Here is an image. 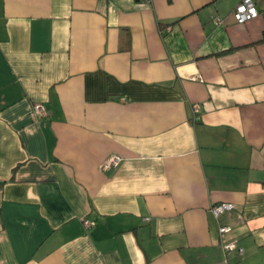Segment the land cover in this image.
<instances>
[{
    "label": "crops",
    "instance_id": "obj_1",
    "mask_svg": "<svg viewBox=\"0 0 264 264\" xmlns=\"http://www.w3.org/2000/svg\"><path fill=\"white\" fill-rule=\"evenodd\" d=\"M241 1L0 0V264H223L225 241L264 264V0L238 25Z\"/></svg>",
    "mask_w": 264,
    "mask_h": 264
},
{
    "label": "built area",
    "instance_id": "obj_2",
    "mask_svg": "<svg viewBox=\"0 0 264 264\" xmlns=\"http://www.w3.org/2000/svg\"><path fill=\"white\" fill-rule=\"evenodd\" d=\"M212 1H218V0H212ZM259 16V12L256 8L255 3L253 0H242L241 3H239L233 12L231 13V17L233 21L238 25H244L249 21H252L256 19ZM216 25L222 24L221 21H215ZM192 112L195 116V119H197V116L199 114V107L198 105L192 106ZM46 116L45 110L41 104H35L32 107V117L34 119H41ZM121 159L117 156L110 157L102 164L103 170H108L115 168L119 165ZM234 209V206L232 204L222 203L219 205H215L211 208V213L214 217H218L220 215H223L227 212H230ZM83 225L86 229H91L95 227V223L93 221L84 220ZM230 231V228L228 227H222L219 229V234L224 235ZM221 248L224 253V260L223 264H228L229 258L233 253H236L238 258L242 257L243 250L239 249L236 242L234 241H225L221 243Z\"/></svg>",
    "mask_w": 264,
    "mask_h": 264
},
{
    "label": "trees",
    "instance_id": "obj_3",
    "mask_svg": "<svg viewBox=\"0 0 264 264\" xmlns=\"http://www.w3.org/2000/svg\"><path fill=\"white\" fill-rule=\"evenodd\" d=\"M257 8V7H256Z\"/></svg>",
    "mask_w": 264,
    "mask_h": 264
}]
</instances>
